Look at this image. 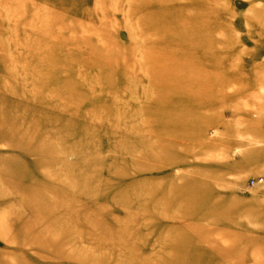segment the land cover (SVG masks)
<instances>
[{
	"label": "rangeland",
	"instance_id": "obj_1",
	"mask_svg": "<svg viewBox=\"0 0 264 264\" xmlns=\"http://www.w3.org/2000/svg\"><path fill=\"white\" fill-rule=\"evenodd\" d=\"M141 1L0 0V264H264V0H164L218 9L191 43L168 21L143 38L165 13ZM211 40L233 57L219 72L244 78L209 109L159 106L209 118L204 136L176 138L150 102L197 96L149 82L175 70L169 49Z\"/></svg>",
	"mask_w": 264,
	"mask_h": 264
},
{
	"label": "bare ground",
	"instance_id": "obj_2",
	"mask_svg": "<svg viewBox=\"0 0 264 264\" xmlns=\"http://www.w3.org/2000/svg\"><path fill=\"white\" fill-rule=\"evenodd\" d=\"M206 1V0H205ZM209 1V0H208ZM207 1V3H208ZM212 1V0H211ZM211 1L209 2L208 6H207V9L208 11L206 12H202V8L201 10H198L196 11L195 14H193L192 12H189V11H185L181 13H171V12H177V9H170V10H167V9H164V8H167V7H164V0H144V1H141L140 4L138 5H141V6H145L147 4H155L158 9H160L162 7V11H164V13L167 15L165 16V14L161 15V17L157 16L156 14H153L151 15L149 18H146V21H153L155 23H157V27L153 30H150V31H146L145 33H143V38H146V36H148L149 33H154V31H156V29L160 28V27H163L164 25H167L166 22L168 21V23L172 24L173 25V28L172 30L170 31V36L171 38H174V39H181L187 43H191L193 41L194 38H196L197 36H200V35H208L211 31H214L215 27H206V28H195L197 23H200V22H205V21H208L206 19H211L215 16L218 15V9L216 10L215 7H212L210 4ZM172 2V1H171ZM166 3V2H165ZM199 3L200 2H196L194 1V4L195 5H198L197 7H200L199 6ZM206 3V2H205ZM169 4V3H168ZM176 6V5H175ZM206 5H204L205 7ZM180 9V7H179ZM188 9V8H187ZM45 13V12H44ZM43 13V14H44ZM42 14V16H43ZM52 14V12H51ZM54 14V13H53ZM178 14L179 16H183V20L181 19V21L178 19ZM55 15V14H54ZM52 16V15H51ZM44 17L45 14H44ZM49 17V16H47ZM167 17V18H166ZM53 18V17H52ZM47 19V20H53V19ZM43 19V18H42ZM57 19V18H56ZM45 20V18H44ZM55 20V19H54ZM53 20V21H54ZM46 22H49V21H46ZM45 23V21H44ZM51 24H52V21H51ZM47 26L49 24H46ZM43 26V25H41ZM45 26V25H44ZM140 27V26H139ZM164 28V27H163ZM42 29V28H41ZM45 29V28H44ZM51 29V28H50ZM141 29V28H140ZM166 29V28H165ZM167 29H169L167 27ZM189 29H193V34L192 36H187L185 35L184 33L189 30ZM47 30V29H46ZM92 30V28H91ZM51 32V31H50ZM53 33V31H52ZM48 34H49V30H48ZM13 35V33H12ZM52 35V34H51ZM56 35H58V33H56ZM55 36V35H54ZM181 36H186L185 39H183ZM44 37V36H43ZM45 38V37H44ZM55 39V37H52ZM51 38V39H52ZM53 39V40H54ZM140 39V38H139ZM45 40V39H44ZM41 41V40H40ZM212 41H215V40H211L209 43L207 42L206 44L202 45L201 47L199 48H190L189 50H187L184 54L182 55H176L174 56L172 53L176 51V48H171L168 50V52L172 55V59H171V62L174 63L175 65V70L172 71L171 73H169L168 75V78H166L165 81H163V83H155V82H149V85L152 87V86H158V85H161V84H164V87L165 89L171 91V92H185V95H196L197 96V100H189L187 99L186 97L182 96V95H179L177 93H171L172 96L170 98L166 97L164 95V93L160 92L161 90H157L156 91V94H155V98L152 99L153 101L150 102L151 106H150V112L151 113H154L153 115L157 116V117H166L167 119H169L171 122H172V126H171V131L173 133V135L176 137V138H183L185 136L183 135H186V137L193 131L196 130L197 134L200 135V136H204L206 134V132L208 131L209 129V126H211V122L209 123L207 117H178L176 116L174 113H172V111H170L169 113H163L162 111L158 110V107L159 106H167L168 104H170L173 107H196L200 110L202 109H209L211 108L212 106H214L215 104H217L219 101H225L228 97L225 93H222L221 92V89H225V87L228 85V83H230L231 81H242V79L244 78L243 76H239V77H228L227 75L223 74L222 72H219V63L222 61V60H226V59H230V60H233L231 56L229 55H223V56H220V57H215V56H212V53L210 54L209 51H208V47H210L209 45L212 44ZM32 42V41H30ZM47 42V41H46ZM140 42V41H139ZM217 42V41H215ZM40 43V42H39ZM54 43V42H53ZM138 43V42H136ZM141 43V42H140ZM140 43H138L137 45H140ZM227 44V42H224ZM27 44V43H26ZM32 44V43H31ZM52 44V43H51ZM56 44V43H55ZM35 45V44H34ZM142 45V44H141ZM48 47V46H47ZM53 47V46H52ZM61 47V46H60ZM66 47V46H65ZM141 47V46H140ZM25 48H28V46L26 47L25 45ZM50 48V47H49ZM142 48V47H141ZM12 49V48H11ZM10 49V50H11ZM14 49V48H13ZM12 49V50H13ZM17 49V48H16ZM18 50V49H17ZM16 50V51H17ZM29 50V49H28ZM141 50V49H140ZM143 50V48H142ZM8 51V50H6ZM15 51V50H14ZM30 51V50H29ZM19 52V50H18ZM54 52V51H53ZM145 54L149 53V54H154L156 51V48L154 47V49L151 47V49H149V51H144ZM44 55L42 56H45L47 53L46 52H40ZM28 54V53H27ZM12 55V54H11ZM8 57V56H7ZM160 57V56H159ZM192 57H198L197 59L195 60H191ZM23 58V57H22ZM54 58V57H53ZM13 60V58H11ZM45 59V58H44ZM17 61V59H15ZM43 61V60H42ZM41 61V62H42ZM45 61V60H44ZM53 61H55L53 59ZM7 62H8V59H7ZM13 62V61H12ZM12 62H11V65H12ZM15 63H18L19 64V60ZM14 63V65H15ZM17 64V65H18ZM21 64H22V61H21ZM8 65V63H7ZM10 65V64H9ZM13 65V66H14ZM31 66V65H30ZM27 66L21 68V70H18L17 66L15 67V69H17L16 71H20L21 74H18V73H13L14 75L18 74L22 77V73H23V78H24V72H27ZM32 67H30L31 69ZM235 68V66H234ZM20 69V67H19ZM29 69V71H30ZM28 75V74H27ZM17 77V76H16ZM15 77V78H16ZM19 77V76H18ZM29 77V76H28ZM34 79V78H33ZM8 80V78H7ZM15 80V79H14ZM20 80V79H19ZM18 80V81H19ZM13 81V80H12ZM18 81L16 82V84L18 83ZM25 80H21V82H23ZM31 84H35V80H30ZM38 81V80H37ZM40 81V80H39ZM41 81L44 83L45 81H47L46 79H41ZM12 83V82H11ZM90 83V82H89ZM15 84V83H14ZM23 85V84H22ZM20 85V86H22ZM36 85V84H35ZM41 86V85H40ZM149 86V87H150ZM17 87V85H16ZM23 87H25L23 85ZM32 87V86H30ZM33 88L35 89V86H33ZM153 88V87H152ZM188 88H193V91L188 93L186 92V90ZM32 89V88H31ZM41 94L43 92H45V87L42 86L41 88ZM50 89V88H49ZM155 89V88H154ZM26 90V89H25ZM29 90V89H27ZM26 90V92H27ZM90 90V89H89ZM34 94L35 90L31 91H28V93L30 94ZM39 92V90H38ZM144 92V91H143ZM51 93V92H49ZM33 94H32V97H33ZM39 94V93H38ZM28 95V94H27ZM26 95V96H27ZM176 95V96H175ZM36 98L37 96L34 95ZM229 96V95H228ZM28 97V96H27ZM47 97V96H45ZM183 97V98H182ZM232 97V96H231ZM42 98V97H41ZM31 99V98H30ZM33 99V98H32ZM43 99V98H42ZM47 99V98H46ZM147 99V98H146ZM144 99V100H146ZM29 101V99H27ZM27 100H24L25 102H27ZM216 100H219V101H216ZM228 100V99H227ZM226 100V102H227ZM229 100H230V97H229ZM44 101V100H43ZM48 101V100H47ZM192 101V102H191ZM24 102V103H25ZM34 102V101H33ZM36 102V101H35ZM38 102V105L41 106L42 102L41 101H37ZM36 102V103H37ZM122 103V102H121ZM147 103V102H146ZM149 104V105H150ZM144 105V103H143ZM148 105V106H149ZM145 106V105H144ZM221 106H225V103L221 104ZM172 110V109H171ZM212 115V114H210ZM118 116V115H117ZM152 116V115H151ZM154 117V116H153ZM212 117V116H211ZM213 118V117H212ZM218 118V116H217ZM216 117L213 118L212 121H219V118L217 119ZM91 120V119H90ZM100 120V118H99ZM143 120V119H142ZM141 121V119H140ZM146 121V120H145ZM143 122V121H142ZM133 123V121H132ZM144 123V122H143ZM146 123H149V122H146ZM137 124V123H136ZM141 124V122H140ZM178 124L179 125H185L186 128L188 129V132L184 133V134H181L179 132H176L175 131V125ZM138 125V124H137ZM142 125V124H141ZM196 125L199 126L198 127H195ZM136 126V125H135ZM134 126V127H135ZM140 126V125H139ZM139 126H136L137 128H139ZM147 126V125H146ZM132 128V127H131ZM148 128V127H146ZM176 133V134H175ZM127 138V137H126ZM142 150V149H141ZM150 153V152H149ZM151 154V153H150ZM132 155V154H131ZM145 156V155H144ZM132 158V157H131ZM134 158V156H133ZM132 158V160H133Z\"/></svg>",
	"mask_w": 264,
	"mask_h": 264
}]
</instances>
